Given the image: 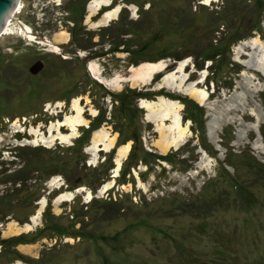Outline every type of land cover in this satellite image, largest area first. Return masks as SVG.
Wrapping results in <instances>:
<instances>
[{"label": "rangeland", "instance_id": "374dc122", "mask_svg": "<svg viewBox=\"0 0 264 264\" xmlns=\"http://www.w3.org/2000/svg\"><path fill=\"white\" fill-rule=\"evenodd\" d=\"M64 1L19 0L0 33V168L23 167L34 151L72 169L33 170L0 206V238L29 240L0 264H264V0H102L93 11L85 0L69 20ZM84 33L90 52L105 53L84 65L79 50L67 77L55 55ZM39 50L51 68L29 81L23 69ZM173 72L204 101L162 83ZM159 97L178 102L186 130L166 149L157 143L176 135L171 118L152 121L141 104ZM98 131L113 145L94 147Z\"/></svg>", "mask_w": 264, "mask_h": 264}, {"label": "trees", "instance_id": "16d2710c", "mask_svg": "<svg viewBox=\"0 0 264 264\" xmlns=\"http://www.w3.org/2000/svg\"><path fill=\"white\" fill-rule=\"evenodd\" d=\"M64 2L66 5H63V6L60 5L59 7H57V10H60L61 12L66 13L67 17H68L71 15V12H73V10H76V8L81 4L84 5L86 1L85 0H66ZM73 6L75 9L72 10ZM89 38H91V34L89 35ZM83 41H84L83 38L82 39L77 38V40H74V43H73V45L75 46L73 48L74 51L76 50L77 52H79V50H83L84 52H86L85 57L77 58L76 59L77 61H81V59H82L83 64L85 65L86 61H89V60L91 61L92 59L103 57L101 55H103L105 52L104 53H98V52H93V51L90 52L89 51V49H91V43H92V42H89V39H88V41H86L84 43H83ZM63 56H64V58L60 57V60L57 63H61L62 68L66 69V67H67L66 62L68 61L66 58L67 55L63 54ZM75 56H77V55H75ZM209 56H213V55H209ZM74 60H75V58L73 60H71L72 64H70L71 65L70 67H72ZM65 71H67V70H65ZM58 72L59 71H57V73ZM66 76H67V72H66ZM125 92L126 91L124 89L122 91V93H120V94L123 96V95H125ZM107 94H109V93H107ZM140 95H141L140 92H136L134 90H131L130 98L135 99L137 97H140ZM169 95L174 96L172 94H169ZM178 98L184 104V106L186 107L185 109L187 111H189V108H191L192 106L198 107L197 104L193 103L189 99H186L184 97H178ZM119 101H120V103H124V97H123V101L121 98H119ZM200 115H201V113H200ZM189 117H190V115H189ZM190 118L193 121H195L194 116L190 117ZM133 139H135V137H133ZM39 148L41 149L43 147H39ZM19 149L20 148L17 147L16 150L19 151ZM35 154L36 153L34 151H28L27 153H25V162L23 164V167H21V165H19V167H16V168H11V167H9V169H6L7 167L6 168L5 167L0 168V186L3 187L1 189V191L4 192V193H2V192L0 193V197H1L0 206L11 204L13 202L14 196L17 197V195H19V192H21L22 187H24L25 190L28 189V186L25 184V182H26V180H28L30 178V174L33 172V170L42 169V170H45L47 172V174H50V175L52 173H54L55 171L56 172H62L68 178V175L72 171L70 166H67V165L62 166V164L52 163L50 160L47 161V163H46L44 158H41L42 160H38L36 158ZM17 156H19V152L17 153ZM130 156H131V154H130ZM155 157L159 158V156H155ZM38 162H40V165L38 164ZM5 170H9L8 173L5 174L4 173ZM96 176H99V178H100V174L96 175ZM96 184H99L98 180L96 181ZM10 185H12V186H10ZM5 188L8 189V191H4ZM20 203H22L23 206H26V204H28V201L25 202V201L20 200ZM111 205L115 206V208H116L115 201H111ZM10 207H11V205H10ZM207 208H210L209 205ZM21 223H22V221H21ZM28 241L29 240L25 237V235L23 233L13 235V236H9V237H5V238H0V243H2V245L4 247V249L0 252V254H2V253L6 254V253L11 252V251H14L16 253L17 251L15 250V246L18 244L27 243ZM15 256H19V253H16ZM255 264H261V262H258Z\"/></svg>", "mask_w": 264, "mask_h": 264}, {"label": "bare ground", "instance_id": "6f19581e", "mask_svg": "<svg viewBox=\"0 0 264 264\" xmlns=\"http://www.w3.org/2000/svg\"><path fill=\"white\" fill-rule=\"evenodd\" d=\"M102 0H95L93 1L92 3H90L89 5V8L91 9V11L94 10V6H97L99 5V3L101 2ZM106 1V0H105ZM103 2V1H102ZM92 5H93V8H92ZM100 7V6H98ZM97 7V8H98ZM89 9V10H90ZM93 13V12H92ZM116 14V9H113L112 11H106L104 13L105 15V19H110L112 18L113 15ZM103 15V14H102ZM102 20V19H101ZM103 22V21H102ZM5 26V25H4ZM57 38V37H56ZM252 50V48H251ZM260 56V55H259ZM261 58V57H260ZM259 58V59H260ZM183 62V61H182ZM148 64V63H147ZM146 64V65H147ZM153 64V65H151ZM160 65V63H159ZM142 66V65H141ZM158 67L155 63H150L148 64V67H147V70H153L154 68ZM182 67V63H179L178 65V69ZM259 67V70L264 73V69L262 68V65L261 66H258ZM91 68L94 70V67L91 66ZM146 77V76H145ZM142 78V77H140ZM147 80V78H144ZM178 79V78H177ZM180 79V78H179ZM135 81V80H134ZM139 81V80H138ZM144 81V80H143ZM183 81L180 79L179 81H176V76L173 73H170V74H167L163 77L162 79V83H164L165 85L167 86H171V87H176V88H179L180 90H183L185 93H187L190 97H192L193 99L197 100L198 102H203L205 97H206V91L204 89H201V88H196L195 86H193V84H190L185 87L182 86V83ZM118 85V83H117ZM158 101H149V100H146V99H142L141 100V104L144 106V107H147V110H148V114L147 116L149 118L152 119V121H156V120H159V122H161V125H162V121H164V118L167 117V118H171V123L172 125L169 127V128H176L177 129V133L176 135L175 134H172L171 138H168L165 137L164 133L163 132H160L161 133V138L160 140L158 141V146L159 148L161 149H166L168 148L169 146L171 145H176L178 143V141L183 137V135L185 134V128L182 127L180 125V120H179V112H178V108H179V104L177 101H174V100H170V99H166L164 97H159L157 99ZM72 107V106H71ZM73 107L76 109V115L74 117H67L66 118V122L69 123L68 125L71 127V129L74 131L75 129V124L80 121L79 119V112H80V107L78 106V100H74L73 101ZM80 123V122H79ZM156 123V122H155ZM78 124V123H77ZM160 124V123H159ZM164 130V129H163ZM172 130V129H171ZM106 131V130H105ZM165 131V130H164ZM174 131V130H173ZM76 132V131H75ZM74 132V133H75ZM44 135V134H43ZM59 136V135H58ZM61 138L63 137H66L65 135H60ZM46 138V137H45ZM104 138H106V140L104 141ZM41 139V138H40ZM112 140L111 138H108L107 134H105V132L103 133L102 131H98V132H95L94 133V136H93V140H92V143H93V146L96 147L97 144L99 142H102L104 143V147H108L109 145L112 144ZM42 142V141H41ZM113 145V144H112ZM128 148V145H125V146H121L119 148V153L120 155L122 154H125L126 150ZM119 160V159H117ZM117 163V162H116ZM118 165V164H117ZM66 195L67 197L69 195H71V193H68V194H64ZM36 219V216L33 218V220ZM30 225H26V227H29Z\"/></svg>", "mask_w": 264, "mask_h": 264}, {"label": "flooded vegetation", "instance_id": "af4514ba", "mask_svg": "<svg viewBox=\"0 0 264 264\" xmlns=\"http://www.w3.org/2000/svg\"><path fill=\"white\" fill-rule=\"evenodd\" d=\"M79 9V8H78ZM65 18H67L68 20L71 18L70 16L69 17H65ZM9 19V18H8ZM46 29V28H45ZM71 30V29H70ZM73 31H74V29H72L70 32L71 33H73ZM84 36H85V39L83 38V43L84 42H86V41H88V33H84ZM97 40H99V39H97ZM94 41V40H93ZM26 43L27 44H32L31 42H27L26 41ZM73 43H74V40H73V36H72V34H71V40H70V42L69 43H67V42H65V43H62V44H60V46H61V50L57 53V55H55V60L58 62L59 60H60V57L61 58H64V56H63V54H66L67 56H66V58H67V62H66V64H67V67H66V69L65 70H67V77H70L71 75H72V73H71V67H70V64L72 63V61L71 60H73V57L75 56V55H77V51L75 50L74 51V47H72L73 46ZM98 44H100V43H98ZM94 45H97V44H93V46ZM31 46H37V45H35V44H33V45H31ZM7 47V46H6ZM20 47H18L17 46V49H19ZM48 53H46V52H42V51H36V53H35V56H34V58L32 59V61L33 62H31V63H29L28 64V66H27V68H24L23 70H25V73H26V78L29 80V81H31V79H34V78H38V77H40L42 74H44L45 73V70H47V68H48V62H49V60H50V57H48ZM6 58L8 59V58H10V57H8V56H6ZM16 58V57H15ZM18 58V57H17ZM16 58V59H17ZM36 61H42L43 62V66H42V68L38 71V72H31L30 71V67H31V65L34 63V62H36ZM81 61L83 62V60L81 59ZM10 66V65H9ZM10 67H12V68H15V67H17L14 63H13V65H11ZM55 67H57V70L59 69V67L56 65ZM18 68V67H17ZM49 68H51L50 66H49ZM19 69V68H18ZM27 70V71H26ZM50 70V69H49ZM19 74H20V76L24 73V71L22 72L20 69H19ZM52 72V71H51ZM55 73V74H54ZM54 73H52V74H54V76L55 77H61V76H57V71H55ZM19 74H14L13 76H12V78L13 79H18L19 78ZM21 78V77H20ZM61 79H63V77H61ZM70 79V78H69Z\"/></svg>", "mask_w": 264, "mask_h": 264}, {"label": "water", "instance_id": "95a60500", "mask_svg": "<svg viewBox=\"0 0 264 264\" xmlns=\"http://www.w3.org/2000/svg\"><path fill=\"white\" fill-rule=\"evenodd\" d=\"M19 0H0V33L4 29V25L10 17L11 13L17 6ZM43 66L42 61H37L31 65L30 71L37 72Z\"/></svg>", "mask_w": 264, "mask_h": 264}]
</instances>
